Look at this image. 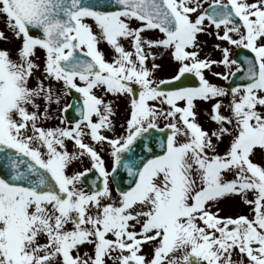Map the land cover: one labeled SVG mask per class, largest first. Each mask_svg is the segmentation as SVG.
<instances>
[{"label":"snow or ice","instance_id":"1","mask_svg":"<svg viewBox=\"0 0 264 264\" xmlns=\"http://www.w3.org/2000/svg\"><path fill=\"white\" fill-rule=\"evenodd\" d=\"M0 23V264H264V0H0Z\"/></svg>","mask_w":264,"mask_h":264},{"label":"rangeland","instance_id":"2","mask_svg":"<svg viewBox=\"0 0 264 264\" xmlns=\"http://www.w3.org/2000/svg\"><path fill=\"white\" fill-rule=\"evenodd\" d=\"M0 28H3V24L0 23ZM201 40H206L207 41V45L204 47V52H209L211 51V45L212 43L214 42L213 39L211 37H201ZM103 47V45H102ZM38 55L40 54L39 52L37 53ZM214 56H218L219 53H213ZM160 65H161V68L160 70L158 71L157 75L161 78H166L168 76H170L171 74H173V68L174 66L172 65V63L170 62V60L168 59L167 56H164L163 58L161 59H158L157 61ZM216 70H222V69H216ZM206 75L208 76V78L213 81V82H216V83H220V84H224L225 82L224 81H220V80H217L215 77H213L210 73H206ZM207 105L202 103V102H198V105H197V110L199 112V119L202 123L205 124V127H208L210 126L209 125V122L207 121V116H206V111H207ZM125 108H126V102L121 99L119 102H118V112H119V119H122L123 115L125 114ZM87 166V161L85 160V163L83 166ZM222 207L225 208V211H231L232 210V207L230 204L228 203H225L222 205ZM223 214V213H222Z\"/></svg>","mask_w":264,"mask_h":264},{"label":"flooded vegetation","instance_id":"3","mask_svg":"<svg viewBox=\"0 0 264 264\" xmlns=\"http://www.w3.org/2000/svg\"><path fill=\"white\" fill-rule=\"evenodd\" d=\"M70 115V114H69ZM71 116V115H70ZM119 119V118H118ZM50 123H52V124H55V123H57V121H55V120H53V121H51ZM69 148H71V144H69ZM105 159L107 160V156L105 157ZM86 166V165H85Z\"/></svg>","mask_w":264,"mask_h":264},{"label":"water","instance_id":"4","mask_svg":"<svg viewBox=\"0 0 264 264\" xmlns=\"http://www.w3.org/2000/svg\"><path fill=\"white\" fill-rule=\"evenodd\" d=\"M237 51V50H236ZM194 82V78H192L191 80H189V81H187L186 83H189V84H191V83H193ZM71 113V112H70ZM72 114V113H71ZM137 151H139V149H137Z\"/></svg>","mask_w":264,"mask_h":264}]
</instances>
